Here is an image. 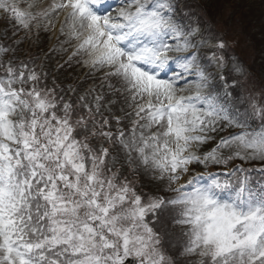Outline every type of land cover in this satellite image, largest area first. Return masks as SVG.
<instances>
[{
  "label": "snow or ice",
  "instance_id": "6c2138e0",
  "mask_svg": "<svg viewBox=\"0 0 264 264\" xmlns=\"http://www.w3.org/2000/svg\"><path fill=\"white\" fill-rule=\"evenodd\" d=\"M0 13L101 74L99 92L65 98L0 45V264H180L166 246L195 264H264V89L189 5L0 0Z\"/></svg>",
  "mask_w": 264,
  "mask_h": 264
},
{
  "label": "rangeland",
  "instance_id": "374dc122",
  "mask_svg": "<svg viewBox=\"0 0 264 264\" xmlns=\"http://www.w3.org/2000/svg\"><path fill=\"white\" fill-rule=\"evenodd\" d=\"M189 0H178V5L180 8L183 9L181 6V3H187ZM195 1L197 7L195 10H191L197 13L198 16H201L205 20V22L211 26V28L215 31L217 35L223 38V40L226 39H238L242 38V41L244 39L250 38L251 34L253 36V33L251 31H248V28L245 26H242V22L239 19L240 16L238 12H236L237 9H239L242 5L237 4L234 0H193ZM245 0H241L243 3ZM249 2L250 5L249 10L252 12H256L258 10V14L262 15V20L264 22V0H257V4L253 2V0H246ZM51 0H18V3L20 5L21 10H26L28 5L31 3H37L39 6H45L46 4L50 3ZM211 6V8L207 9L206 15H203L199 8L201 10L205 9V4ZM205 3V4H204ZM189 6H192L189 5ZM37 9H33L35 11ZM185 11L189 9H184ZM208 10H210L208 12ZM0 26L3 28L0 30V45L8 46L10 51L7 56L4 57V59L14 58V63L19 64L17 60H21L24 54H28L29 56H32V61H36L35 67L37 71H39V68L42 69H48L50 68L51 74H55L57 71V74L60 79L67 78L66 83L67 85H71L72 88L75 87L77 89L75 93V97H78L79 95L83 94L86 90L92 88V87H98L97 92H99L101 89L99 85L101 84V79L99 73L93 74L89 71V69L85 68L84 66L76 63L73 61L71 64L65 63L67 60V53H62L59 51L60 45L58 44L57 40L55 39L54 33L52 31L44 32L41 31L39 35H36L34 32L29 37V34L20 27L14 20L10 19L8 16H6L3 13H0ZM61 39H63L61 37ZM235 43V42H233ZM245 43V41H243ZM237 44V43H235ZM227 54L230 52L232 56L235 55V53L238 51L240 54V63L244 64V69L246 72L247 77V87L254 88L257 93H259L262 90L261 87V81L257 79L258 77L264 76V61L262 63H254L252 60H250L249 52L250 48L248 45H245V48L240 51V48L238 45H232L227 44ZM234 46V48L231 47ZM67 47V46H65ZM30 48V50L27 52V50ZM259 48L262 49V53L258 51L259 54H262L264 57V41L261 43V46ZM11 49H15V51H11ZM230 49V51H229ZM239 49V50H236ZM41 51V52H40ZM202 53L204 55H208V52L206 50H202ZM235 57V56H234ZM31 58V57H30ZM28 61V60H27ZM63 65L62 68H58V65ZM30 67H33L31 64ZM210 71L216 72L218 71L214 66L210 69ZM222 86V85H221ZM104 91L107 93L108 89L105 84ZM109 100H116V104L114 105L113 111L116 112V107L118 106V103L121 101H124V96L120 94H111L108 95ZM123 108V107H122ZM125 112L129 111L127 105H124ZM124 114V113H123ZM128 126H130V120H125ZM230 129H225L223 133L229 132ZM219 137H217L218 139ZM202 168H195V171L202 172ZM143 172V170H142ZM140 173V172H139ZM144 178H148V181L150 183V190L152 191H158L157 184L155 183L154 179H152V176L150 174L142 173ZM157 193V192H154ZM170 231H176L178 232L179 229H174L171 223L169 224ZM166 246V252H170L171 250H168ZM172 247V246H171ZM172 250H175L174 247H172ZM178 256L181 257L179 251L176 253ZM172 255V254H171ZM173 256V255H172ZM184 257L182 256V259ZM187 261L184 263L181 262L180 264H191L195 263L196 260L199 259V257H185ZM191 262V263H189Z\"/></svg>",
  "mask_w": 264,
  "mask_h": 264
},
{
  "label": "trees",
  "instance_id": "16d2710c",
  "mask_svg": "<svg viewBox=\"0 0 264 264\" xmlns=\"http://www.w3.org/2000/svg\"><path fill=\"white\" fill-rule=\"evenodd\" d=\"M236 1L237 4H241L242 6L236 10V12H238L239 16H240V20L242 22V26L243 27H247L248 31H251L253 33V36L251 34L250 38L244 39L243 41H245V43H243L242 38H239L236 40H232V39H226L228 41L229 44L232 45H238L240 48V51L242 52V50L245 48V45H248L250 48V52H249V56H250V60H252L254 63H262L264 61V57L262 56V54H259L258 51H260V53H262V49L263 48H259L261 46V43L264 41V22L262 20V15L258 14V10H256V12H252L249 10L250 5L249 2H247L246 0L242 3L241 0H234ZM254 3L257 4L258 7V3L257 0H253ZM208 5V4H207ZM209 8H211V6L208 5ZM210 10H208L209 12ZM237 44H235V43ZM232 48H234V46H232ZM239 50V49H236ZM230 51V49H229ZM240 54L238 51L235 53V58H240ZM229 56V60L231 61V57H234L230 54V52L227 54ZM239 62L240 60L237 59ZM257 79L259 81H261V87L262 89H264V76L262 77H258L256 76Z\"/></svg>",
  "mask_w": 264,
  "mask_h": 264
}]
</instances>
